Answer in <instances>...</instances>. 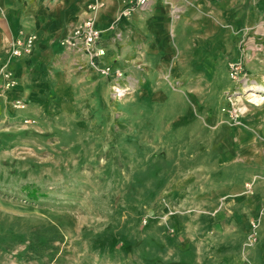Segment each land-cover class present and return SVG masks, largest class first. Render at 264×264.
Here are the masks:
<instances>
[{
	"label": "rangeland",
	"instance_id": "1",
	"mask_svg": "<svg viewBox=\"0 0 264 264\" xmlns=\"http://www.w3.org/2000/svg\"><path fill=\"white\" fill-rule=\"evenodd\" d=\"M211 17L236 59L116 29L109 65L75 22L12 58L0 24V264H264V20Z\"/></svg>",
	"mask_w": 264,
	"mask_h": 264
},
{
	"label": "crops",
	"instance_id": "2",
	"mask_svg": "<svg viewBox=\"0 0 264 264\" xmlns=\"http://www.w3.org/2000/svg\"><path fill=\"white\" fill-rule=\"evenodd\" d=\"M187 1L192 7L188 8L184 19L178 21L175 26L172 25L171 29L166 7L161 0H155L147 12H134L129 18H123L116 24H114L116 11L121 7L122 0H0V24L7 27V40L15 37L18 30L36 35L37 43L33 53L26 56L29 59L34 57L38 49H48L49 42L60 40L68 24L76 23L87 14H92L93 12L88 11L87 5L96 2L103 4L99 9L93 10L96 14L97 27L101 30L100 46L102 40L110 38L117 29L126 35L139 34L144 39L151 35L156 45L171 53L169 41L171 34H174L178 41H195L192 45L185 44L187 50L196 52L198 47L201 48V41H208L210 42L208 49L212 53L234 60L239 53L231 40L233 35L228 29L220 28L211 16L222 21L230 20L235 27L250 25L257 18L264 20V0ZM233 9L236 10L234 14ZM20 25L26 30L19 27ZM114 25L116 28L112 29ZM103 49L105 51L102 55L103 61L109 65L114 64L117 52L111 45H105ZM20 71L22 67L18 73Z\"/></svg>",
	"mask_w": 264,
	"mask_h": 264
},
{
	"label": "built area",
	"instance_id": "3",
	"mask_svg": "<svg viewBox=\"0 0 264 264\" xmlns=\"http://www.w3.org/2000/svg\"><path fill=\"white\" fill-rule=\"evenodd\" d=\"M167 5H170V11L175 18H180L184 13L187 0H162ZM155 0H123L121 7L117 12V20L129 18L134 12H147ZM103 4L93 6L99 9ZM92 14H87L82 20L72 24L68 32L63 37L61 42L66 48L72 52L86 54L91 60H95L102 56L101 30L97 27L96 14L93 10ZM116 20V21H117ZM35 44V35L19 32L10 42V56L18 58L23 55H30L33 52ZM238 67H232V76L236 75ZM100 71L108 75L112 73L109 66H104ZM12 72L6 70L5 77L11 81L7 82L6 86H12L14 80Z\"/></svg>",
	"mask_w": 264,
	"mask_h": 264
},
{
	"label": "bare ground",
	"instance_id": "4",
	"mask_svg": "<svg viewBox=\"0 0 264 264\" xmlns=\"http://www.w3.org/2000/svg\"><path fill=\"white\" fill-rule=\"evenodd\" d=\"M97 5H99V4H97L96 2H92V3H90V4H88L87 5V9H88V11H90V10H95V8L93 7V6H97ZM103 49V48H102ZM102 55L104 54V49L102 50ZM33 53V52H32ZM31 53V54H32ZM30 54V55H31ZM30 55H24V56H30ZM16 82V81H15ZM12 86H15V85H12ZM259 88V87H258ZM248 99H253V100H258V101H260V100H264V95L263 94H259L258 92H256V91H251L250 90V92H249V94H248Z\"/></svg>",
	"mask_w": 264,
	"mask_h": 264
},
{
	"label": "trees",
	"instance_id": "5",
	"mask_svg": "<svg viewBox=\"0 0 264 264\" xmlns=\"http://www.w3.org/2000/svg\"><path fill=\"white\" fill-rule=\"evenodd\" d=\"M46 248H47V246L44 245V246H42V247L39 248V251H42V250H44Z\"/></svg>",
	"mask_w": 264,
	"mask_h": 264
}]
</instances>
